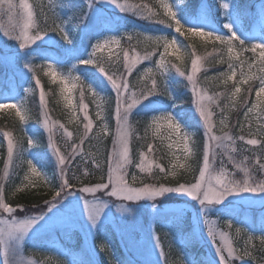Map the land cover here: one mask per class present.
Here are the masks:
<instances>
[{
    "label": "rangeland",
    "instance_id": "obj_1",
    "mask_svg": "<svg viewBox=\"0 0 264 264\" xmlns=\"http://www.w3.org/2000/svg\"><path fill=\"white\" fill-rule=\"evenodd\" d=\"M212 1L218 4L217 8L219 9L220 17L225 20L222 21L219 19L221 26L229 29V31H231V35L235 33L237 36H242L244 32H247L246 30L248 24L254 27L256 31L259 30L258 34H260L261 28H264V0ZM164 2L172 4L173 10L177 12V17L181 22H185L187 20L186 17H182V14L187 8H192V6L187 5L185 0H161V4ZM68 3L74 7L77 21L86 23V26H94L97 24L101 18H96V16L102 13H110L105 15L110 16L111 21L115 22L118 18L124 19L127 12H135V14L137 12L139 14H143L142 12L148 10V6L141 8L139 11L129 10L127 8L122 9L120 7V4H142L141 1L135 2L132 0H71ZM45 4H47L54 11H57L56 9H58V11L63 14L62 17L60 16L61 14L58 13L61 17V21L59 22L60 26L69 37V39H66L68 45H74L80 32L79 26L78 28L74 26V24H77L74 12H72L73 17L71 15L68 17L64 15L68 7L65 5L63 0H45ZM82 4H86L85 12L84 15L80 17L78 16L81 12L79 6ZM59 6L61 7L60 10ZM250 6H252V8H250ZM113 11L119 13L121 16L112 14L111 12ZM197 15L200 19L194 24H191L189 27H198L203 28L206 31H211L213 26L208 24L206 19L208 20L211 18V20H214V16L210 13L209 6L205 0H203L199 5L196 11V16ZM88 31L89 30H86L84 33L82 31V33L85 34ZM16 34V32H8L5 28L0 27V46H3L6 49V54H3L4 66L8 69L14 70L17 75L22 78V73L30 68V66H20V62L25 61V59L20 56L19 52H25V49L17 43L15 37ZM130 35L131 32L126 30L108 32L92 45L89 54H87V58L84 60L92 59L95 52V45L97 43H102L104 40L113 37L119 39L120 44H111L112 53H119L118 50L122 48L123 36L129 37ZM7 39H11V41L17 44L14 45L12 42L7 41ZM209 39L213 40L211 38H206V40ZM35 43L55 45L56 41L52 34L44 33L32 44ZM261 43H264V39L257 40L255 44ZM256 53L259 55V49L256 50ZM98 54H101L102 56L107 54V58L111 56L107 46L102 51L96 53L97 56H99ZM136 57V54L131 56L129 55V58L131 59H136ZM77 64L78 62L72 60L66 67H57L56 65H52L51 69H46L49 75H51L50 72L53 71L57 73L55 80L60 82L61 89L67 98L69 112L74 115L76 114V110L73 109V105L76 101V93L77 91L79 93V89H81V87H78L77 85V75L74 73V68ZM9 84L11 83L9 82ZM0 85H2V83ZM34 88L35 84L31 85L30 83L26 87V95L31 93ZM41 91L43 90L40 87L38 94L39 98ZM206 95L209 96L208 94ZM27 100L26 96H24L20 97L18 100L0 103L17 105V107L0 108V113L2 111L13 112L20 122L29 123L26 106ZM82 111H84V107H82ZM45 113H47V120L49 121L47 124H45ZM172 116L174 117V115ZM174 118L181 125L179 131L169 127V122L163 119L158 121L155 125L152 123V129L155 131L156 136L158 135L161 137V140L170 146V153L174 156L172 158L173 164L176 165L178 163H183L185 157H188L187 155L191 151V140L188 128L179 118ZM89 120L92 121L94 129H97L98 124L95 122L96 119L92 120L87 113L86 121L88 122ZM33 122L31 123L35 124L34 126L43 127L47 135L43 137L45 147L42 148L40 147L41 144L38 143V139L35 138L36 136L31 133V148L29 149V153L27 152V157L24 158V168H26L24 181L26 185L29 186L31 185L29 180H31L35 183V186L39 183L38 186L51 189V198H47V201L45 202H43V200L40 203L24 208L23 205H21L20 209L15 208L12 213L3 214V218L8 219L10 222L14 220L19 223L21 221L28 220L32 221V223L26 232L17 231L12 234L0 236V264H54L55 260L58 264H100L97 254H94V247L91 242L96 227L104 221H108L115 226L117 236L119 232L121 241L124 243V246L128 248L127 250L130 251V254L126 253V256L131 262H143L144 264H174L171 260V253L167 249V244L168 246L172 245L175 248L174 253L178 252L180 256H186L185 261L187 264H226V260L230 261L231 264H254L251 262L252 260L248 255H243L245 251L241 250L238 245L239 242L237 237L235 238V236L239 233H237V231L233 233L232 220H229L230 218L227 220L225 215L228 210H236L239 215L247 212L252 217L255 213L251 210V208L264 207V192H234L226 195L224 199L219 202L202 203L199 197L176 190L167 191L154 197L143 196L136 199H128L126 197L114 195L110 191H98L97 193L92 194L86 193L80 188H71L61 192L60 196L55 200H51L55 195V192L53 191L54 188L52 184L53 175L49 173L48 169V165L50 164L49 161L51 162L54 160L52 161L51 166L55 168L58 167L60 171L62 168L57 151L53 147V139H55L56 147L64 153L62 146H65L70 142L74 143L75 140L73 139V136H75V133L71 129V124H67L64 121L59 120L49 110L44 108L41 110L39 120L37 122ZM173 123H175V121H173ZM59 125H64V128L72 132V137H67L64 129L60 128ZM49 127L53 128L54 138L49 135ZM8 133H10L11 136H9ZM132 134V127L130 125V162L126 165L125 178L130 186L142 187L144 185L137 186L134 182L130 181L128 177V168L130 163L133 161V150L131 146ZM2 139L5 140L7 144L8 140L11 139L14 145L12 162L9 164L7 158L5 168L3 169V183V179H8L14 171V167L16 166V169L20 163L18 155L22 152V141L15 130H7V132H5V138L3 137ZM250 139L257 138L253 137L246 139V142ZM152 143L153 142L150 141V145L153 148ZM185 143H187L189 149L187 153L184 151ZM156 145L157 144L155 143V146ZM248 145L254 146L250 144ZM6 154L8 157L7 150ZM142 156L147 157L148 163L151 164V170L153 167L161 165L160 163H157L156 160L152 159L148 149L141 152L136 165L140 163ZM27 161H31L42 175L38 177L32 173ZM69 163H71V161ZM137 170L144 172L139 167H137ZM5 173H7V177H5ZM45 180H47L48 183H45ZM62 182L61 174L58 190L60 189ZM225 210L226 212L221 215L220 213ZM233 213L234 212H232L231 215ZM238 213L233 214V216L236 218ZM167 215L168 217L171 215L170 220L166 223L162 222V218ZM263 215L264 212H262L259 216L258 223H263ZM211 221L215 222L211 225L217 232L215 238L209 232V222ZM251 222V220L245 218V224H249ZM229 223L231 224V227H229ZM238 224L243 227V222H239ZM71 225L79 227L84 234L81 246L72 250L70 247L68 249L65 246L67 245L65 239L71 232ZM68 226L70 228L69 231L67 229ZM157 227H160L161 236ZM238 229L240 230L241 228L238 227ZM220 232H224L228 235L234 249L233 256L226 257V247L224 249L226 256L220 251L219 246L223 245V241L220 239L219 235ZM45 234H50V239L42 243L38 242L40 238L45 236ZM163 234L165 239L162 238ZM250 237L251 239H249ZM247 239V244L251 245L252 242L262 245L261 241L264 240V231L260 233L257 240L252 236H248ZM27 244L29 247L30 245H33L34 250H36L34 252L38 253V256H28L23 251V247ZM203 245L205 246V249ZM202 246L203 252L201 251V255L198 258L199 260H195L193 257L195 250L192 252L191 248L201 249ZM255 264H264V259L262 262Z\"/></svg>",
    "mask_w": 264,
    "mask_h": 264
},
{
    "label": "trees",
    "instance_id": "obj_2",
    "mask_svg": "<svg viewBox=\"0 0 264 264\" xmlns=\"http://www.w3.org/2000/svg\"><path fill=\"white\" fill-rule=\"evenodd\" d=\"M30 1L33 3L37 23L42 29H51L58 25L57 18L52 12L49 10L47 11L48 8L42 0ZM132 1H141L142 5L148 6V10L142 12V16L146 22L141 24L143 25L142 27L145 26L151 31L145 33L142 30H137L134 32V37L131 41L122 44L121 49L127 50L130 56L136 54L140 57L138 63L133 67L131 75H127V69L125 66L127 61L123 59V53L120 51L121 49L118 50L121 59L117 63H107V60L109 59L107 58V54H104L105 57L102 56L101 58L105 60V66L109 69L110 74L112 72L118 74L124 73L130 86L136 90H139L144 86L145 72L148 68H152L161 86V91H157L152 95L147 96V98L142 99L128 114L133 133L131 141L133 163L130 164L131 166L129 168V180L134 182L137 186L145 184H162L167 187H176L179 186V184H189L194 182L193 177H198V169L202 166V145L206 142V126L195 102V96L192 92L191 84L187 80L186 75L177 71L175 67H170L167 71V74H171L169 80L156 71V65L160 59V53L163 52V48L161 47L159 48V51H155L156 46L154 38L166 37L169 39L175 38L179 45V51L176 55H173L172 49L168 50V53L166 54V62L178 65L181 71L190 74L191 57L189 56V52L193 48L195 49V55L202 57L200 71L197 73V80L199 82L198 88L202 89L205 94L214 98V102L211 104H207L206 102V106L213 113L212 117L216 126V134L223 135L228 133L235 139V143L232 145V147L235 148V151L229 149L226 154L218 156L216 158V167L219 168L221 162H223L224 166L230 172L234 173V178L237 180L245 178L244 169H247L249 175L254 181L264 182V168H259L256 164L258 159L261 163H264V132L259 131V129L264 128V118H261L264 117V97H260L258 102L256 96V92L259 90L260 86L259 77L261 74L259 72H254L253 68L251 72L248 71L249 64L254 66L259 65L258 55L251 51V47L245 45L243 47L247 48L248 51H243L239 43L236 41L233 42V47L235 49L234 53L229 54L225 45H221L214 40H206V38L190 35H183L180 39L176 38L173 31L161 33L159 32L160 30H165L166 28L171 29L173 26L168 24L170 17L165 13V10L160 3L161 0ZM14 2L18 3L19 0H14ZM79 14L83 15V11ZM154 24L157 30H155L154 27H151ZM47 33L62 35L59 30H51L47 31ZM149 37L153 38V40H149ZM16 40L17 43L20 45L22 44L21 40L17 38ZM7 41L12 42L14 45L17 44L11 41V39H7ZM39 45L40 44H35L33 46L32 44H29L26 47H21L27 50L31 56H34L35 51L33 49ZM153 52H155V54L149 59H144L146 54ZM221 55H223L225 60L224 63L220 62ZM229 59H231V62L236 66L237 75L235 80L228 79L227 84H225L223 81L228 77L221 76L220 74L227 73L228 76L231 75L228 64ZM241 61L244 62L243 71L247 74L243 77L241 76ZM31 66L35 74V88L28 94V100L26 101L29 121H38L43 108L49 110L59 120L71 124V129L75 133L73 139L75 140V143H79V138L84 132L83 126L87 123V116H85L84 111H82V107L86 105L88 116H90L92 120L96 119L95 122L98 124V127L94 134L93 132L89 133L90 139L83 144L85 156L83 158L76 157L71 161L70 168L72 170H69V177L71 178L73 188H81L85 185L91 186L95 183L106 182L108 175V160L116 129V90L105 84L103 89L105 94L104 97L100 99L96 94L91 92L89 88H87V81L81 79L80 84L84 91L81 92V89H79V93L77 91L76 101L73 105L76 114H70L67 106V98L61 89L60 82L53 79L43 70L44 67H42L40 61L33 58L31 60ZM87 67V74H91V77H93L90 81L95 82L96 84L104 83L102 76H105L103 74L105 72H102L97 64L87 65ZM249 77H251V79H249ZM242 79H247L248 83H238V81ZM37 80H39V84H37ZM39 86L44 92V101H41L38 96L40 90ZM237 86L241 89L239 93H235V87ZM249 88H251L250 94L248 92ZM233 93H235V95H233ZM151 99H153V101L149 102ZM157 101L167 106L175 103L177 105V110L182 112V116L191 124L189 126L191 151L188 153V157H185L183 163H178L176 165L173 164L172 158L174 156L170 153V146L162 141L161 137L155 135V131H153L151 123L149 122L152 118L147 116L146 109L152 103ZM97 105H100V108H98ZM253 105H256V107L253 109V112L246 117L245 112H247V109ZM98 112L100 113L99 116L97 115ZM221 120L225 121L224 125L220 124ZM104 124L108 125V132L106 134H100L101 128ZM7 130H15L17 132V135L22 141V147L25 146L26 142V135L22 130L20 120L17 119L13 112L2 111L0 113V184L2 183V176L4 174L3 169L5 168V163L8 158L6 154L7 143L2 139L3 137L5 138V132H7ZM98 134L100 135L98 136ZM241 135L245 137L244 140L238 139ZM252 136H255L262 143L249 146L246 139L252 138ZM37 139L39 141L38 143L41 144L40 147H43V136L37 137ZM150 141L153 142V148L150 155L152 159L156 160L157 163H160L161 165L153 167L150 172H140L137 170L136 163L139 160L141 152L148 149ZM155 143L157 144L156 146ZM69 144L62 146L64 153L68 151ZM217 151L223 153L224 149H217ZM228 155H231L236 163L241 164L240 169H237L234 163L228 160ZM24 158V155L20 152L18 155V160L20 161L19 165L16 169V166L14 167V171L8 179H3V185L0 186L5 189V202L11 204L17 209H20L21 205H23L24 208L40 203L43 200V202H45L47 201V198H51L50 195L52 193L51 189L38 186L39 183H37L35 187L26 185L23 174ZM179 164H184L185 167L183 169L179 168ZM174 166L176 171L175 176L171 175ZM85 168L88 171V175H83V170ZM160 168L166 169L167 174L161 172ZM48 169L49 173L53 175V188L58 190L61 171H58L54 167ZM133 177H135V180H133ZM72 233L78 238L79 243L82 237L81 233L78 230H73ZM247 235V233L244 234L240 231L239 234L235 236L239 242V247L242 251L247 250L251 252V255L248 256L252 260V263L255 264L262 262L264 259V244L261 245L252 242L251 245L247 244ZM108 238L111 243L110 246L109 242H104V239L100 241V243L104 245L103 248L100 249L101 254H99L104 261L103 263L113 264L114 258H119L124 261L126 259L125 252L113 229L109 231ZM166 246L171 253V260L174 264H185V261L181 260L178 252L174 253L175 248L172 245L168 246L166 244ZM27 253L38 256V253L36 254L30 250H27ZM54 264H58L56 260Z\"/></svg>",
    "mask_w": 264,
    "mask_h": 264
},
{
    "label": "snow or ice",
    "instance_id": "obj_3",
    "mask_svg": "<svg viewBox=\"0 0 264 264\" xmlns=\"http://www.w3.org/2000/svg\"><path fill=\"white\" fill-rule=\"evenodd\" d=\"M163 8L166 10L168 17L170 20L168 24L174 25L176 31L178 33H183L184 35L191 34L192 36H200L205 38H211L214 41L219 42L221 45H225L227 47V52L229 54L234 53L235 49L233 47V42H239L243 51H248L247 48H244V43L239 39V37L233 33L230 37H224L218 34H215L211 31H206L203 28L198 27H189L183 24L177 18V12L173 10V6L171 3L164 2L162 4ZM122 9L127 8L129 10H140L143 7H146L142 4H135V5H124L120 4ZM158 14V13H157ZM6 20V22H5ZM165 22V21H163ZM0 27L5 28L8 32H16L17 34L15 37L22 41L21 46L26 47L29 44L35 42V40L39 39L41 35H43L47 31L51 30H59L65 36L66 39H69L67 33L60 25H56L54 28L42 29L40 25L37 23L35 18V13L33 10V5L29 3V0H19V2H14V0H0ZM32 30H35L34 32ZM129 41L132 40V37H128ZM149 40H153V38L149 37ZM120 44V40L113 37L107 40H104L102 43H97L95 45V52L92 59L82 61L85 64H97L102 72H105L108 76V79L113 84L114 88L116 89V97H115V121H116V129L114 134V139L112 142V150L108 160V175H107V182H100L95 183L91 186L85 185L80 189L86 193H97L98 191H110L112 194L126 197L128 199H136L143 196H158L167 191H180L186 192L192 196L199 197L201 202H219L224 199V197L228 194L234 192H264V182H256L254 181L248 173L247 169H244L245 178L242 180H237L234 178V173L230 172L221 162L219 168L216 167V158L220 155L226 154L229 149L231 151H235V148L232 145L235 143V139L232 135L225 133L223 135H217L215 131V124L213 123L212 111L206 106L207 104H211L214 102V98L212 96H207L204 91L198 88V80H197V73L200 71L201 67V60L202 57L199 55H195V49L193 48L189 52V56L191 57V72L187 74L185 71H181L180 67L175 64H171L166 62V54L168 53L169 49L173 50V55L179 51V45L175 38H166V37H155V51H159V48H163V52L160 53L159 62L156 65V71H158L162 76L168 71L170 67H175L177 71L181 72L182 74L186 75L187 80L191 84L192 92L195 96V102L198 106L199 112L203 117L206 131L205 137L206 142L203 143V154H202V166L198 169V177L194 176V182L189 184H179L178 187H166L164 185H152V184H145L142 187H132L129 185L128 181L126 180V165L130 162L129 160V137H130V125H129V118L128 114L130 111L136 106L142 99L147 98V96L152 95L157 91H161V86L156 78V75L153 72L152 68H148L145 72V82L144 86L139 90H136L130 86L128 79L124 73H116L112 72L110 74L109 69L105 66V60L101 57L96 55L97 52L102 51L106 46L111 53V56L107 60V63H117L121 59L120 53H112L111 44ZM259 49L258 55V66H264V43L261 44H254L251 47L252 52H256ZM123 53V59L127 61L126 69L127 75H131L132 69L134 65L138 62L140 57L137 55L136 59L129 58V53L127 50L121 49ZM153 53H148L144 56V59H149ZM221 63H224L225 60L223 55H221L220 59ZM229 64V71L231 73L228 76L227 73H221V76H227L228 78L225 79L223 82L227 84L228 79L235 80L236 78V66L231 62V59L228 61ZM241 76H246L247 74L243 71V64L244 62L241 61ZM252 64L248 65V71H252ZM48 68L51 69L52 65L49 64ZM50 74L55 79L57 73L50 72ZM251 79V77H249ZM63 80V78H62ZM260 86L259 90L256 92V96L258 98L264 97V73L261 74L259 77ZM66 82V81H65ZM238 83H248L247 79H242L238 81ZM37 84H39V80H37ZM89 90L92 91L94 94L99 95L88 86ZM241 91L240 87H235V93H239ZM249 94L251 93V88L248 89ZM233 93V95H235ZM41 101H44V92L41 91L40 93ZM6 107H17L15 104H0V108ZM100 108V105H97ZM256 105L249 107L247 112H245V116L247 117L250 113L253 112V109ZM19 110V109H18ZM84 113L87 116V106H84ZM97 115L99 116L100 113L98 112ZM45 124L49 123L47 120V113H45ZM264 118V117H261ZM23 119V117H22ZM167 120L169 122V127L175 129L176 131L180 130L181 125L175 120V118L171 115H163L160 117H156L152 120V123L155 125L160 120ZM175 121V123H173ZM225 121L221 120L220 124L224 125ZM60 128L64 129L67 137L71 138L73 133L68 131L64 128V125H59ZM92 121L89 120L84 125V132L79 138V143H70L68 145V151L66 153H62L59 148L56 147L55 139H53V147L56 149L57 154L59 156V162L62 165L61 174H62V185L59 190L54 189L55 195L52 197L51 200H55L57 197L60 196L61 192L66 191L67 189L73 188V184L71 182V178L69 177V170H70V163L69 161L74 160L76 157L83 158L85 156L83 144L85 141L89 140V133L92 131ZM260 132H264V128L259 129ZM50 137L54 138L53 128L49 127L48 129ZM108 132V125L104 124L101 128L100 134H106ZM98 134V136L100 135ZM11 136L10 133H8ZM239 140H244V136L238 137ZM29 143H32L29 140ZM250 145H257L262 143L257 139H250L247 141ZM217 149H224V152H218ZM13 150L14 145L11 139L8 140L7 144V152H8V162L11 164L13 159ZM149 153L152 151L151 145L148 146ZM184 151L187 153L189 151L187 143L184 144ZM91 155V154H89ZM228 160L234 163L237 169L241 168L240 163H236L231 155H228ZM27 164L30 166V170L36 176H41L42 174L38 171L37 167L32 164L31 161H27ZM256 164L259 168H264V163H261L258 159ZM137 167L141 168L143 171H151V164L148 163L147 157L142 156L140 163ZM179 168H184V164H179ZM160 171L167 174V170L164 168H160ZM83 175H88V171L85 168L83 170ZM171 175L175 176V166L171 171ZM5 177H7V173H5ZM78 179V178H77ZM135 180V177H133ZM29 183L32 187H35V183L29 180ZM45 183H48L45 180ZM3 185V184H0ZM110 189V190H109ZM14 207L5 202V189L0 187V236L8 235L15 233L17 231H27L30 227L32 221H21L19 223L13 221H9L6 218H3L4 213H12L14 211ZM214 221L209 222V232L215 238L217 235L216 230L211 226L214 224ZM229 227L231 224L229 223ZM239 229H237V233H239ZM220 239L223 241V245L219 246L220 251L225 255V247L227 248V256H233L234 249L232 244L229 240V237L226 233L220 232ZM251 239V237L249 238ZM262 244H264V240H262ZM243 255H251V252L245 250ZM242 257V256H241ZM226 264H231L230 261L226 260Z\"/></svg>",
    "mask_w": 264,
    "mask_h": 264
}]
</instances>
